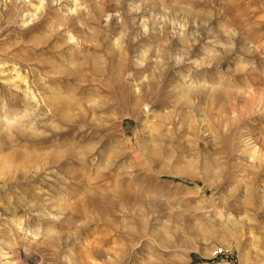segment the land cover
<instances>
[{"label":"rangeland","instance_id":"obj_1","mask_svg":"<svg viewBox=\"0 0 264 264\" xmlns=\"http://www.w3.org/2000/svg\"><path fill=\"white\" fill-rule=\"evenodd\" d=\"M76 1L0 0V264H264V0Z\"/></svg>","mask_w":264,"mask_h":264},{"label":"bare ground","instance_id":"obj_2","mask_svg":"<svg viewBox=\"0 0 264 264\" xmlns=\"http://www.w3.org/2000/svg\"><path fill=\"white\" fill-rule=\"evenodd\" d=\"M67 1V0H66ZM76 0H70V2H75ZM57 2V1H56ZM55 2V3H56ZM77 2V1H76ZM40 4V3H39ZM39 4H38V6H39ZM68 4V3H67ZM72 5H73V3H71ZM79 4V3H78ZM38 6H36L35 8H38ZM67 6V5H66ZM69 9H70V11H73V10H75L76 9V4L74 5V7L72 6V8H71V5L70 6H67ZM67 8V9H68ZM73 12H71V14H72ZM81 15V14H80ZM77 17V18H76ZM78 19V14L74 17V16H69L68 18H66V22H70L71 24L72 23H74V21L76 22V20ZM65 22V23H66ZM79 24V23H78ZM67 26H69V25H67ZM145 31V30H144ZM68 39H70V40H74V35L73 34H69V36H68ZM114 40V39H113ZM115 44H116V46L119 48L120 47V44L119 43H117L116 41H115ZM181 82H182V84H184V80H181ZM33 98V97H32ZM260 104V103H259Z\"/></svg>","mask_w":264,"mask_h":264}]
</instances>
